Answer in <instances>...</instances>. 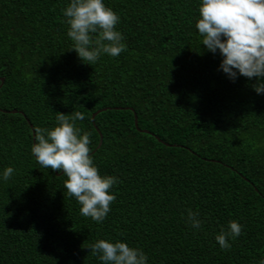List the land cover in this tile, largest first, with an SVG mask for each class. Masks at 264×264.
<instances>
[{
  "label": "trees",
  "instance_id": "trees-1",
  "mask_svg": "<svg viewBox=\"0 0 264 264\" xmlns=\"http://www.w3.org/2000/svg\"><path fill=\"white\" fill-rule=\"evenodd\" d=\"M70 2L0 0V264H103L89 250L99 239L141 249L147 264H259L264 93L256 78L229 79L202 44V0H103L127 50L92 65L70 49ZM77 111L99 174L119 180L102 223L31 151L36 127ZM231 220L242 234L222 250L215 237Z\"/></svg>",
  "mask_w": 264,
  "mask_h": 264
},
{
  "label": "clouds",
  "instance_id": "clouds-1",
  "mask_svg": "<svg viewBox=\"0 0 264 264\" xmlns=\"http://www.w3.org/2000/svg\"><path fill=\"white\" fill-rule=\"evenodd\" d=\"M63 15L69 25L70 48L87 64L96 63L102 54L119 56L127 50L124 36L116 26L120 17L103 0H71ZM205 48L222 57L220 69L235 81L237 74L256 78L252 85L264 93V0H202L196 23ZM85 119L81 112L72 115L57 112L53 128L36 127L31 151L45 169L62 170L64 188L80 204V214L102 223L116 197L110 189L119 183L116 176L99 174L90 155L91 133L81 132L76 121ZM9 166L2 178L8 181L14 173ZM187 222L194 229L204 223L198 211L187 209ZM243 225L235 220L221 226L215 239L222 250L231 248L230 240L242 234ZM103 264H147L146 254L117 240L99 239L89 249ZM264 264V259L259 261Z\"/></svg>",
  "mask_w": 264,
  "mask_h": 264
},
{
  "label": "water",
  "instance_id": "water-1",
  "mask_svg": "<svg viewBox=\"0 0 264 264\" xmlns=\"http://www.w3.org/2000/svg\"><path fill=\"white\" fill-rule=\"evenodd\" d=\"M1 81L3 80V79H0ZM101 110H105V108H103V109H99V110H97L95 113H93L92 114V121L94 120V117H95V115L97 114V113H99ZM13 112H16V110H13ZM134 124H135V126H136V128L138 129V130H140V131H143V132H147V133H149V131H147V130H141V129H139L138 128V126H137V120H136V116H135V114H134ZM96 127V126H95ZM99 132V131H98ZM32 137H33V140H34V132L32 131ZM101 140H102V136H101V134H100V142H99V144L101 143ZM34 143V142H33Z\"/></svg>",
  "mask_w": 264,
  "mask_h": 264
}]
</instances>
